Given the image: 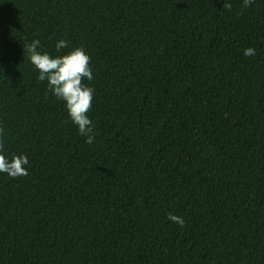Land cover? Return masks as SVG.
<instances>
[{
	"label": "trees",
	"instance_id": "obj_1",
	"mask_svg": "<svg viewBox=\"0 0 264 264\" xmlns=\"http://www.w3.org/2000/svg\"><path fill=\"white\" fill-rule=\"evenodd\" d=\"M230 2L0 0V264H264V0ZM33 39L90 55L92 144Z\"/></svg>",
	"mask_w": 264,
	"mask_h": 264
},
{
	"label": "clouds",
	"instance_id": "obj_2",
	"mask_svg": "<svg viewBox=\"0 0 264 264\" xmlns=\"http://www.w3.org/2000/svg\"><path fill=\"white\" fill-rule=\"evenodd\" d=\"M254 2L255 0H242V7H251ZM223 8L231 11L230 0H223ZM40 46L39 39H33L24 45V52H27L30 63L38 72V81L47 82V89L51 94L64 102L68 118L76 125L79 135L85 137V143L92 144L97 135L90 117L95 89L84 82L94 79L90 55L83 47H75L65 54L53 55L48 51L39 50ZM54 47L56 52L60 53L68 47V41L59 39ZM243 54L251 57L257 53L256 49L250 46L243 50ZM5 145L4 129L0 127V173L11 178L28 175L30 165L27 154L9 156ZM167 219L181 227L186 222L182 216L174 213H168Z\"/></svg>",
	"mask_w": 264,
	"mask_h": 264
}]
</instances>
